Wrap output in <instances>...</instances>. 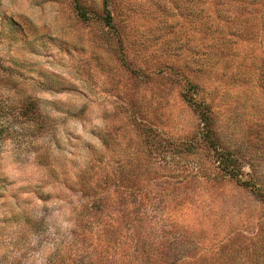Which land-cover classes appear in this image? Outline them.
Returning a JSON list of instances; mask_svg holds the SVG:
<instances>
[{"label":"rangeland","instance_id":"rangeland-1","mask_svg":"<svg viewBox=\"0 0 264 264\" xmlns=\"http://www.w3.org/2000/svg\"><path fill=\"white\" fill-rule=\"evenodd\" d=\"M213 8L0 0L6 261L264 264L262 24Z\"/></svg>","mask_w":264,"mask_h":264},{"label":"trees","instance_id":"trees-1","mask_svg":"<svg viewBox=\"0 0 264 264\" xmlns=\"http://www.w3.org/2000/svg\"><path fill=\"white\" fill-rule=\"evenodd\" d=\"M211 2L214 4L213 14L217 19H219V17H223L225 21H234L238 19L247 21L250 19H259V22L262 24L260 31L264 36V0H211ZM258 6L261 7V9H259L260 11L257 9ZM205 10L206 9L202 6L199 10V13L203 15ZM258 11L260 13H258ZM80 17L83 19L82 14H80ZM104 23L106 26L111 27L110 15L105 6ZM202 28L207 29L208 27L204 24L202 25ZM196 106H194V108H196ZM198 113L200 120L207 124L208 115L204 107L202 110L198 111ZM216 160L218 162V166H220V168L223 169L229 177L235 179V181L241 185L247 184V181L240 180L238 177V174H240L241 170L236 159L228 157L227 153H220L218 155V159ZM6 260L7 259L5 258V255H0V264H17L8 262Z\"/></svg>","mask_w":264,"mask_h":264}]
</instances>
